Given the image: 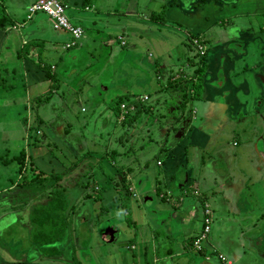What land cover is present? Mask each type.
Wrapping results in <instances>:
<instances>
[{
  "label": "crops",
  "instance_id": "1",
  "mask_svg": "<svg viewBox=\"0 0 264 264\" xmlns=\"http://www.w3.org/2000/svg\"><path fill=\"white\" fill-rule=\"evenodd\" d=\"M34 1L0 0V70L5 80L9 81L5 85H0V92L6 90L8 93L10 89H13L14 83L17 84L24 92L23 103H25V108L23 110H26V104L27 107L30 104V101L27 100L29 93L32 92V95L39 99L37 94L40 92H38L36 85L43 84L45 80H48L46 76V71H48L50 77H52L50 79V87L46 89V94L48 95L44 96L43 104L38 100H36V103L38 106L43 105L45 107L48 105L49 112L52 115L47 124L41 120L38 114L34 116L33 125L40 131L36 136L41 135L39 142L41 146L31 148L29 155L24 153L22 160L23 163L28 159L33 162L43 160L46 163L56 160L54 158L51 159L48 149L43 146L46 142L45 139H49L48 143L51 144L52 142L55 144V148L58 150L59 156L63 158V161L67 164L72 163V165L68 168L65 165L62 170L51 165L46 169L47 172L43 171V173L48 175L49 173L61 175V178L52 182H50L52 180L50 179L47 184V191H43L44 195L42 197L39 198V195L35 192L37 194L35 197L28 196L26 201L24 198V210L11 206L12 212L9 214L7 212L4 216L8 220V224L15 222L16 218H18L22 225L28 226V232L37 231L40 233V230L44 228V224L38 223L40 220L38 218L33 223L30 213L33 208L38 213L42 212V209L48 203L47 200L50 198V194L54 192L64 200L63 206H61L66 208L67 220L71 219L76 226L79 223H89L91 215L88 212L92 211L91 208L94 206L96 207L93 210L100 208V211L101 209L106 210L115 206L114 212L110 213L112 214L111 216L105 217L106 214L103 213L104 223L102 227L104 228L106 224H109L116 232L113 241L110 242H113L118 248H128L130 251L135 252L132 255L136 258L143 257V264H174L176 256H181L184 259V264H218L213 257L208 261H205L203 257L207 253H211L212 250L218 252L221 249L224 252L220 251V253L229 256L233 262L232 264H264V251H260L261 249L256 253L257 262L248 258L250 254L247 257L243 256L244 253L242 251L244 249L254 247V245L251 246L252 237L249 239L245 238V236L242 237L249 246L236 244L234 236L230 234H222L223 243H217L215 240L210 241L208 237L211 228H209L205 241L202 243V251H194L190 243L201 231L195 232L193 227L196 214L190 212L191 220H187L188 207L185 208V203L200 205L201 209L206 205L209 210L210 220L213 219L219 223L215 205L216 207L227 205L229 206L228 209L234 210L229 215L228 223L237 224L236 218L232 217L235 216L237 210L234 208H237L240 198L248 201L247 198L250 191L247 185L256 183L264 175V171L261 170L259 165L251 168L247 162L250 160L253 165V160L264 159L262 150L264 141H261L264 135L247 136L244 133V127L249 122L250 112L251 116H257L264 123V35L259 40L248 36L247 38L250 39L246 43V39H244L243 44L231 36L227 37L225 33L227 29L225 31L223 29L224 22L229 25L233 24L235 18L247 17L248 23L253 24V30L239 29L240 33L242 31L251 33L264 32L261 27L257 30L260 25H255L253 18H251L252 16L264 15V0H254V3H250V10H237L235 6H232L233 4L221 6L222 4L218 5V0H207L204 4H199V0L195 1L197 4L195 2L190 3L189 0L188 8L182 2L175 3L174 0L165 2L168 9L166 20L176 25L177 29L182 26L183 31L180 32L187 41L189 40V35L194 34L199 35L206 42V56L202 64V76L205 80L204 91L202 88L198 92L199 96L196 97V94H194V97L189 101V109L195 113L196 119L193 122L195 125L192 123L195 129L187 130L188 132L179 140L175 138L169 143L167 138L169 133L162 131L163 138H161L162 140L160 139V142L163 145L162 143L159 144L158 152L152 157L149 165L133 164L134 170H132L133 175L131 176L128 175L131 169L119 168V170L123 169L119 173L120 177L125 175L123 184L112 181L108 174L102 173L103 168L95 169V164H90L87 160V155L83 152V147L78 143V139L76 140L73 133L68 131L69 116L64 114L60 116L62 110L58 106L59 103L57 100H52L54 96H57L56 93L58 91L54 83H58L56 70L58 69L61 75L69 78L71 74L86 69L85 63L90 64L91 61L86 56L87 51H82L80 42L74 47L64 49V45L69 41L68 35L65 32L52 31L50 20L43 13H35L27 18V8ZM68 1L71 4H68ZM63 2L68 4L70 23L82 27L83 35L81 39L84 40L85 31L93 27L94 20L83 12H88L90 9L88 7L92 6L86 4L87 10H85L82 8L83 0H63ZM194 5L196 6L191 7ZM125 12H129L126 14H133L132 9ZM181 21L184 25L181 24ZM14 25L19 27L12 29ZM229 29L228 32L230 31ZM60 35L64 37L61 40ZM91 35L98 37L99 34L94 31ZM119 37L123 39V36ZM130 37L135 39L137 36L131 33ZM18 43L17 49L16 45ZM104 43L105 45H110L108 40ZM78 46L80 47L79 50L75 51ZM250 46L254 47L253 51ZM38 48L42 49L41 53L37 51ZM20 49L24 50L23 54H21ZM210 49L213 52L208 57ZM166 60L159 58L157 62H151L150 66L153 69L158 67L163 72L167 71L168 78L172 77L169 69L172 62L168 61L169 58ZM13 63L19 64L18 71L10 66ZM185 73L187 76L190 75L189 72L185 71ZM180 74L178 73L177 76L179 77ZM157 77H161V74H158ZM174 80H177L176 75H174ZM187 87L190 90V86L188 85ZM82 89L77 88L79 100L83 94ZM21 95L22 92L16 94L14 98L11 96L13 99H7L4 106L0 107L1 111L6 112L14 104L22 106ZM88 95L91 96L94 93L90 92ZM172 97L173 94L167 104H164V107L166 108L167 105L168 110L174 113L177 100L175 103L174 101L171 102ZM138 98L129 96L127 102L138 101ZM255 101H257V105ZM39 109L40 107L36 108V112ZM58 112H60L59 115ZM17 117H19V114ZM5 118L0 120L4 126L8 122ZM21 119L26 121L23 116ZM250 126H252L251 123ZM58 128L60 130H57ZM254 130H260V127L256 126ZM252 132L255 134L254 131ZM237 138L239 142L242 139L240 144L237 142ZM249 138H254L256 142L250 141ZM232 143L235 145L233 146ZM2 154H4V151ZM2 154L0 155V166L2 167L7 166L6 162L8 160L15 158V155L8 158V156ZM237 159L238 161H236ZM233 160L238 164L236 166L233 164L232 168L229 169V164ZM246 162L247 164H245ZM222 163L228 168L226 172ZM78 164H80L79 168H81L78 173L80 175L89 174V172L93 175V170H96L94 175L97 178L92 186L96 190V194L87 192L88 181H80L81 178L78 174H68L74 168H77ZM18 166L16 171L19 179L22 174L18 170ZM108 166H111V164L108 163ZM114 171L118 174L115 169ZM127 177H129L128 181H126ZM30 182L32 181L30 180ZM16 183L9 184L7 190L9 195L20 193L18 190L19 185ZM194 185H196L197 189L193 188ZM105 186H108V188ZM126 189H128L127 193ZM132 192L134 197L131 196ZM243 192H245L244 196L241 195ZM193 193H196V195ZM153 194L155 197H153ZM186 196L189 198L186 199ZM128 198L129 200H127ZM102 202L105 205L102 206ZM76 203H78L80 208L75 206ZM88 203H90V206ZM98 216L101 215H95L94 217L98 218ZM120 216L125 217L126 222L124 224L118 220ZM241 216L244 218L243 214ZM67 220L65 221L66 228L62 242L54 245L58 251L56 255L48 256L41 254L43 251H40L41 255L50 259L51 257L56 259L57 256L61 255L62 251L58 245L63 247L65 242L69 241L68 231L70 227H68L69 222ZM113 220H117V223H114ZM72 223L70 224L72 225ZM218 223L215 226H218ZM31 228L34 230H31ZM103 228L97 230V233L98 240L105 244L109 239L101 240L99 238V233L103 231ZM43 231L45 230L43 229ZM69 247L70 264H88L85 256H90V253L85 251L80 255L81 251H83L80 247L75 248V250L72 245ZM33 249L37 250L38 248ZM148 250L149 260L146 259ZM188 250L193 251L195 254L187 257ZM120 251L107 253L100 259L94 257L91 264H125L127 259L124 260L126 257L120 254ZM66 252L63 251L62 253L67 255ZM75 254L77 259L75 258L74 260L72 256ZM55 259L54 261H56ZM130 264H134V262H130Z\"/></svg>",
  "mask_w": 264,
  "mask_h": 264
},
{
  "label": "rangeland",
  "instance_id": "2",
  "mask_svg": "<svg viewBox=\"0 0 264 264\" xmlns=\"http://www.w3.org/2000/svg\"><path fill=\"white\" fill-rule=\"evenodd\" d=\"M60 1L63 2V0ZM88 1V6L92 7H88L90 8L89 11L83 13L94 20V25L91 27L93 30L90 28L88 31H85V39H80L78 42L82 45V51H87L86 56L91 63H85L86 69L71 74L69 78L61 75L57 69L56 76L58 78V83L56 84L55 82V87L58 88V91L56 93L57 96H54L52 100L58 101V106L62 110L60 116H62V114L69 116L68 131L73 133L76 140L78 139V143L83 147V152L87 155V160L90 164H95V169L103 168L102 173L108 174L115 183L123 184L119 173H115V168L121 167L123 169H131L128 173V175L131 176L133 175L132 170H134L133 164L142 165L146 163L149 165L152 157L158 152V146L162 143L160 139L163 138L162 130H164L167 122V113L164 104H167L170 96L176 90L179 93L181 92L178 87H174V83H178V81L174 82V75L179 73V69L184 68L186 57L191 59V56L187 54L186 50L189 48V42L180 32L183 31L182 26H180V29H177L176 25L166 20L168 9L165 2L167 0ZM174 1L175 3L182 2V4L188 8V0ZM195 1L196 0H190V3ZM254 2V0H219L218 5L230 6V4H233L232 6H235L237 10H250V3ZM68 4H71L70 1H68ZM163 6H165L164 14L161 15V18L164 20L163 24L149 21L148 16L151 12L159 14ZM130 9H132L133 14H126L129 12L125 11ZM68 13L69 11L67 10V18L69 17ZM251 18H253L255 25H260L257 27V30L260 27L264 29V15L252 16ZM181 24L184 25L182 21ZM228 28H230L229 32ZM223 29L224 31L227 29L225 31L227 37L231 36L233 39L241 41L243 44L244 39H246L245 43L250 39L247 38L248 36L253 37L255 40H259V38L264 35V32H249L253 30V24L248 23L247 17L235 18L233 24L229 25L224 22ZM239 29H248L249 31H242L240 33L238 31ZM94 31L99 34L98 37L96 36L97 38L91 35ZM131 33L136 34L137 37L135 39L131 38ZM60 36V40L64 38L62 35ZM119 36H123V41L125 42V46L122 48H120L117 43V39L121 38ZM106 40H108L110 45H105L104 42H106ZM18 46L19 43L16 45L17 49ZM79 48L78 46L75 51L79 50ZM20 50L21 54H23L24 50ZM251 50L253 51L254 47H251ZM37 51L41 53L42 49L38 48ZM212 52V49H210L207 56L210 57ZM159 58L161 60H168L169 58L168 61L172 62L169 67L172 76L170 81L174 83L167 80V71L163 72L158 70V67L153 69L150 66L151 62H157ZM10 66L14 67L17 71L19 69V64L13 63ZM158 74H161V77H157ZM6 82L9 83V81L5 80L0 70V85H5ZM197 82H190L189 86H191V84L197 88L200 86V90L203 88L204 91L203 85L205 80L201 77L198 84ZM179 83L181 82L179 81ZM50 84V80H45L43 84L36 85V88L39 90L38 92H40L37 94L40 100L37 99L35 95H32L30 91L31 93H29L27 97L30 104H28V107L26 104V110H23L25 108V103H23V97H25L24 92L17 84L14 83L13 89L8 91L11 95L8 94L6 90L0 92V107L4 106L7 99L10 100L12 98L11 96L14 98V96L20 92H22L20 97L23 103L22 106H20V104L10 106V109H5L6 112L0 109V116L3 117H0V120L6 117L5 120L7 119L8 121L5 123V126L2 125L3 122L0 121V155L3 151L4 154L2 155L8 156V158L15 155L14 159L11 158L6 162L7 166H0V264H64L65 262L66 264H70L69 246L71 245L74 247V250L79 247L83 250L80 255L85 251L90 253V256H85L86 263L88 264H91L94 257L100 259L103 255L114 253L117 250H121L120 254L126 257L124 258V260L127 259L125 264H130V262H134V264H143V257L136 258L132 255L135 252L130 251L128 248H118L117 245L109 240H107L105 244L98 240L97 230L103 228L104 214H106L105 217L111 216L112 214L110 213L112 211L114 212L115 206L106 210L101 209V211L99 210L100 208L93 210V208L96 207L94 206L91 208L92 211L88 212L91 215L89 223H79L78 226H76L75 223H72L71 219L67 220L68 218H66V214L63 211L60 212L56 208V202L54 206L56 208L55 218H57V221L54 222L53 226L51 225V228H49L50 231H48L50 233H54V231L58 232L60 230L58 223L60 219L64 221L67 220V222H69L68 227H70L68 231L69 241L66 239L67 241L63 247L58 245L62 252L67 251V255L61 252V255L57 256L56 259L54 257L50 259L41 255H47L45 249H43L41 254L39 249H33L31 237L37 231L32 233L28 232V226L22 225L18 218H16L15 222L9 224L6 217L4 218L7 212L8 214L12 212L11 206L15 208L18 206L20 210H24V198L26 201L28 196L35 197V195L38 194L40 198L44 195L43 191L46 190L49 179L40 173H43V171L47 172L46 169L51 165L59 170L65 168V165H67V168L72 165V163L67 164L63 161V158L59 156L58 150L55 148V144L52 142L51 144L48 143L49 139H45L47 143L45 142L43 146L48 149L52 157L50 158L56 160L46 163L43 160L33 162L28 159L23 163L22 159L18 161L16 157L21 152L29 155V150L32 148L31 145L34 142H40L41 136H36L40 131L38 132L35 125H33L34 116L38 114L41 120L47 124L52 114L49 112L48 105L45 107L43 105L38 106L36 100L41 103L43 102L44 96L48 95L46 94V89L50 87ZM181 84L184 85V83ZM82 87L84 88L82 89ZM77 88H80V90L82 89L83 92L80 100ZM90 92L94 93V95H88ZM129 96L136 98L146 97L147 100L140 104L137 110L138 112L132 122L125 120L119 123L118 121L120 119L116 116L120 114L119 105L126 103L124 101L129 100ZM135 101L136 100H132V102ZM172 101H174V103L176 102L174 96L171 99V102ZM255 102L257 105V101ZM189 106L190 103L185 104L183 110L187 111V107L189 108ZM38 107H40V109L36 112V108ZM17 110L18 113L16 114ZM115 112H117V114H115ZM59 113L60 112H58V115ZM18 114L19 117H17ZM22 116L26 118V121L21 119ZM249 122L252 126H250ZM249 122H247L244 127L245 135H264V123H262V119H259L257 116H251L250 112ZM256 126L260 127V130H254ZM57 130L60 129L58 128ZM237 131L240 132L239 130ZM252 131H254L255 134H253ZM167 138L168 143L173 141L171 134H167ZM249 140L256 142L254 138H249ZM241 141L239 142L237 138L239 144ZM261 141H264V136ZM234 145L235 144H233V146ZM262 150L264 153V147H262ZM236 161H238V159ZM19 162L22 164L20 170L22 176L20 175L21 177L19 176L20 178L18 179L16 169ZM112 162L114 164L111 165V167L108 166V163L112 164ZM247 162L251 168L255 165H259L261 170L264 171V159H259V161L253 160V165L250 160ZM247 162L245 164H247ZM240 163L243 164L242 162ZM233 164L236 166L238 163L233 160L229 164V169L232 168ZM222 165L226 172L228 170L227 166L224 163H222ZM79 167L80 164L68 174H78L81 171ZM123 169L120 171H123ZM94 172H96V170H93L91 178H89V174H78L81 178L80 181H88L89 184L91 180L96 182L97 177L94 175ZM36 174H38L40 178L37 181L30 182ZM128 180L129 177L126 178V181ZM13 182H17L16 184L19 185L18 190L20 193H17V195H9L7 191L9 184ZM105 187L108 188V186ZM193 188L197 189L196 185H194ZM247 188L250 191L247 198L248 201L240 198V201L237 203V208H234L237 210L235 216L232 217L236 218L237 224L228 223L229 215L233 213L234 210L228 209L229 206L227 205L224 207H216L215 205L219 223L213 219L210 220L209 228H211V230L208 237L210 241L215 240L217 243H223L222 234H230L234 236L236 244L245 246H249V244H247L242 237L245 236L247 239L252 237L253 242L251 246L254 245L255 248L250 247L249 249H244L242 252L244 253V257L250 254L248 258L257 262L256 253H258L259 249H261L260 251H264V175L261 179H258L256 183L248 184ZM91 189L92 186L88 187L87 192L92 193ZM78 190L81 191L79 188ZM77 193L79 194V192ZM241 195L244 196L245 192ZM153 197H155L154 194ZM188 198L189 197L186 196V199ZM127 200H129V198ZM88 204L90 206V203ZM101 205L103 206L105 204L102 202ZM75 206L80 208L78 203H76ZM187 207V220H191L190 212L195 213L196 220H194L193 227L195 232L201 231V206L185 203V208ZM94 212H96V214H94ZM242 214L244 218H242ZM95 215L101 216L96 218L94 217ZM118 220H120L122 224L126 222L124 216L118 217ZM113 221L117 223V220ZM70 223H72V225ZM217 223L219 225L215 226ZM31 230L34 229L31 228ZM40 231L43 232L42 229ZM220 251L224 252L223 249H221L218 253H220ZM194 254L193 251H187V257ZM220 254L225 256L230 264L233 263L229 256L223 253ZM149 257L148 250L146 259L149 260ZM72 258H74V260L75 258L77 259V255H73ZM54 259L56 261H54ZM183 261L184 259L181 256H176L174 264H182Z\"/></svg>",
  "mask_w": 264,
  "mask_h": 264
},
{
  "label": "trees",
  "instance_id": "3",
  "mask_svg": "<svg viewBox=\"0 0 264 264\" xmlns=\"http://www.w3.org/2000/svg\"><path fill=\"white\" fill-rule=\"evenodd\" d=\"M199 1H200L199 4H204L207 0H199ZM87 2H88V0H83L82 8L85 9V10H87L86 9L87 8V6H86ZM195 6L196 5L191 6V7H195ZM161 9L162 10L159 12V14L158 13L155 14L154 12H151V14L149 15V20L150 21H153V22H156V23H162L163 24L164 20L161 18V15L164 14L165 6L161 7ZM71 24L74 25V26H78V25L73 24V23H71ZM79 27L82 29L81 26H79ZM82 32H83V29H82ZM198 37H199V35H194V34H190L189 37H188V39H189L188 40V42H189V48L187 49V54L189 56H191V59L190 58L188 59V57H186V62L184 64V66H183L184 68L178 70L179 73H181L179 75V77L177 76L178 74H175L177 80H174V82L178 81V83L175 84L174 82H171L170 81L171 80V77H168L167 78L168 81H170L171 83H174V87H178L181 90L180 93L177 92V90L173 93V96H174L175 101L177 100V104H176V107H175L176 110H183V108H185V104H188L189 103L190 99L194 97V94H196L195 95L196 97L199 96V93L198 92H200V86L197 88V87L192 86L193 84H191L190 90H188V88H187V86L189 85L190 82H192V83L193 82H197V80L199 82L201 80V77L203 78V76H202L203 75V65L202 64H203V60L205 59V56H206V51H204V54L202 56H199L195 52V47L193 46V43H192V40L193 39H196ZM81 38H82V36H81ZM121 39H122V37H121ZM78 41H77V44H78ZM122 42H123V44H120L119 43V40L117 39L118 46L121 47V48L125 46V42L123 41V39H122ZM202 42H203L204 45L206 44V42L204 40H202ZM76 45H74V46H76ZM74 46H72V47H74ZM69 48H71V47H69ZM69 48H67V49H69ZM205 50H206V46H205ZM185 71L191 73V75H188L187 76V74L185 73ZM182 73H184V74H182ZM46 76H47L48 80L52 79V77H50L48 71H46ZM179 81L181 83H184V85L181 84V83H179ZM198 82H197V84H198ZM124 102L128 103L127 101H124ZM140 104H139V106H140ZM137 110L134 113L127 112L125 115H123V118L121 120H119L118 122L119 123L120 122H124L125 120H128V121H131L132 122L134 120L137 112H138ZM117 112H115V114H117ZM116 116L118 118L119 117V114H117ZM36 130L39 132L38 129H36ZM31 146L33 148V147L41 146V144L34 142ZM23 155H24V152H21L17 156L18 161H21V159L23 158ZM112 164H114V163L112 162ZM18 165H19V168L18 169L20 171L22 164H20V162H19ZM144 166H147V164L144 163ZM115 170L118 173L121 172L119 170V168H115ZM128 170H130V169H128ZM40 174L45 175V176H48L47 178L49 180L52 179V180H50V182L55 181V180L61 178V175H58V174H55V173H52V174L49 173V175L46 174V173H40ZM91 177H92V175L89 172V178H91ZM124 177H125V175H123V177H121L123 182H124ZM39 178H40L39 175L36 174V176L31 181L32 182L37 181ZM94 183L95 182L93 180H91L90 184L87 182V185H88V187H90V186H93ZM91 191H92L93 194H96V192H95L96 190H94L93 187H92ZM127 191H128V189H126V193H127ZM50 195H51L50 198L47 200L48 203L45 206V208L42 209V212H39L38 213L35 210V208H33L32 211H31V213H30L31 214V217L33 219L32 222L35 223L37 218L40 219L38 221V223H40L42 225L44 224V228H42V230L43 229L45 230L43 232L41 231L40 233L34 234L31 237V240L33 241L32 242L33 248H38L39 251H43L42 249H45L47 251L46 253H47L48 256H54L58 252L57 249H56L57 247L54 246V245L60 244L62 242L63 236H64V232H65V228H66V222L63 219H60V221L58 222L59 223L60 230L58 232H55L54 231V233H50L49 232L50 231L49 228H51V225L53 226L54 225V222L57 221V218H55V209L57 208L60 212L63 211L65 213V208L62 207L63 206V203H64V200L62 198H60L59 196H57L56 193H54V192L52 194H50ZM131 196L134 197V193L133 192H132ZM56 202H57V204H56V208H55L54 205H55ZM15 205H17V204H15ZM16 207H18V206H16ZM13 208H15V207H13ZM190 245H191V243H190Z\"/></svg>",
  "mask_w": 264,
  "mask_h": 264
},
{
  "label": "built area",
  "instance_id": "4",
  "mask_svg": "<svg viewBox=\"0 0 264 264\" xmlns=\"http://www.w3.org/2000/svg\"><path fill=\"white\" fill-rule=\"evenodd\" d=\"M69 9L68 4L65 2H62L60 0H35L32 2L28 8L27 18L31 17L35 13H43L49 20L51 29L53 31H61L65 32L69 35V41L64 45V49H67L69 47H72L77 44V41L81 38L83 32L82 29L79 26L72 25L67 16L66 11ZM16 27H19L18 25L12 26V29H15ZM119 43L123 44L122 39L118 38ZM193 46L195 47V52L202 56L204 54L205 45L202 42V39L199 37L192 40ZM146 97H142L136 100L135 102H128V103H122L119 105V119L121 120L123 118V115H125L127 112L134 113L138 108L139 104L146 101ZM194 113V111H192ZM158 164V163H157ZM196 195V193H193ZM209 226H210V215L209 210L206 205H204L202 210V229L199 235L192 241L191 248L194 251H201L202 250V243L205 241L206 235L209 232ZM211 257H213L218 264H230V262L226 259L225 256L218 252L211 251V253H207V255H204L203 259L205 261H208Z\"/></svg>",
  "mask_w": 264,
  "mask_h": 264
},
{
  "label": "water",
  "instance_id": "5",
  "mask_svg": "<svg viewBox=\"0 0 264 264\" xmlns=\"http://www.w3.org/2000/svg\"><path fill=\"white\" fill-rule=\"evenodd\" d=\"M189 108L187 107V111L175 109L176 111H174V113H171V111L168 110L169 109L168 106L166 105L165 111L167 113V119H166L167 122L164 130L162 131H164V133L171 134L172 140L175 138L179 140L183 135L186 134V132L192 130V128L195 129L194 125L192 126V123L196 119L195 113H192V110ZM147 199L149 200V198ZM115 235H116L115 230H113L109 226V224H106L103 231L99 233V238L101 240L108 238L109 241H113Z\"/></svg>",
  "mask_w": 264,
  "mask_h": 264
},
{
  "label": "clouds",
  "instance_id": "6",
  "mask_svg": "<svg viewBox=\"0 0 264 264\" xmlns=\"http://www.w3.org/2000/svg\"><path fill=\"white\" fill-rule=\"evenodd\" d=\"M200 38V37H199ZM200 39H202V38H200ZM203 210V209H202Z\"/></svg>",
  "mask_w": 264,
  "mask_h": 264
}]
</instances>
